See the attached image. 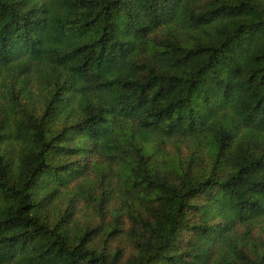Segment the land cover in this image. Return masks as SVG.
Here are the masks:
<instances>
[{"label":"trees","instance_id":"1","mask_svg":"<svg viewBox=\"0 0 264 264\" xmlns=\"http://www.w3.org/2000/svg\"><path fill=\"white\" fill-rule=\"evenodd\" d=\"M263 223L264 0H0V264H264Z\"/></svg>","mask_w":264,"mask_h":264},{"label":"rangeland","instance_id":"2","mask_svg":"<svg viewBox=\"0 0 264 264\" xmlns=\"http://www.w3.org/2000/svg\"><path fill=\"white\" fill-rule=\"evenodd\" d=\"M179 145H180V147L177 148V143L175 145L173 142H168L164 146H161V147L166 149L167 157L175 158L178 162H181V159L188 157L190 152H193L194 149L189 148L188 143H186V142L180 143ZM88 159L90 160V162L97 160L98 165H103V160L100 157H97V156L93 157V156L89 155ZM104 162H105L104 169H106L104 172L108 173V169H109L108 161H106V159H105ZM107 179H110V178L107 177L106 180ZM115 180L121 181V179L119 177H117L116 175H115L114 181ZM91 183H92V185L94 184L93 186H97V187L101 186L103 183L102 178L99 177V175L97 174V172L95 170L90 171V176H88V178H87L86 186L90 185ZM97 193H98V191H97ZM78 197H79L78 207H79L80 224H85L86 219L87 220L92 219V220L96 221V219H98L99 216H97V212H95L91 207V204L93 203L92 197H90L89 195H85V193H82V191L80 192ZM108 216H110V215H108ZM107 220H109V218H107ZM253 232L256 234V236H263L264 237V223L262 224L261 227H255ZM120 242H121V245L124 247L125 253L129 254L131 252V247L124 239H121L118 242H113V245H116L117 243H120Z\"/></svg>","mask_w":264,"mask_h":264}]
</instances>
